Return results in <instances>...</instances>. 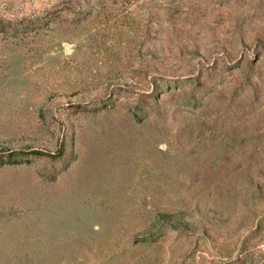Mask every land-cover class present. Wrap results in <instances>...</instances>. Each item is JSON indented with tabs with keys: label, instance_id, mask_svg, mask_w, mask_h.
Listing matches in <instances>:
<instances>
[{
	"label": "rangeland",
	"instance_id": "374dc122",
	"mask_svg": "<svg viewBox=\"0 0 264 264\" xmlns=\"http://www.w3.org/2000/svg\"><path fill=\"white\" fill-rule=\"evenodd\" d=\"M0 20V264H264V0Z\"/></svg>",
	"mask_w": 264,
	"mask_h": 264
},
{
	"label": "trees",
	"instance_id": "16d2710c",
	"mask_svg": "<svg viewBox=\"0 0 264 264\" xmlns=\"http://www.w3.org/2000/svg\"><path fill=\"white\" fill-rule=\"evenodd\" d=\"M11 24L12 23L4 22V21L0 20V32H4L5 34H7V33L11 32V30H12L13 33L14 32L16 33V32H21V30L29 31V30L37 29L40 26V25H37L36 23H31V25L29 23H24L20 27H18V25H17L11 29L10 28ZM31 153L34 155H37V156L42 154L41 152H38V151H32ZM16 155H17L16 153L11 152L5 157H0V167H2L4 165H12V164H18V163L23 162L22 161L23 159L16 157Z\"/></svg>",
	"mask_w": 264,
	"mask_h": 264
}]
</instances>
